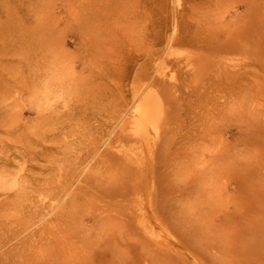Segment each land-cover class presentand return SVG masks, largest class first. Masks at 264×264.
Masks as SVG:
<instances>
[{"label": "rangeland", "instance_id": "374dc122", "mask_svg": "<svg viewBox=\"0 0 264 264\" xmlns=\"http://www.w3.org/2000/svg\"><path fill=\"white\" fill-rule=\"evenodd\" d=\"M123 4L0 0V264H264V0Z\"/></svg>", "mask_w": 264, "mask_h": 264}, {"label": "bare ground", "instance_id": "6f19581e", "mask_svg": "<svg viewBox=\"0 0 264 264\" xmlns=\"http://www.w3.org/2000/svg\"><path fill=\"white\" fill-rule=\"evenodd\" d=\"M79 21L80 32L82 39L86 32L91 34V38L94 34L98 33L101 29H106L107 33L117 34V29L114 26L121 19L122 14L125 11L124 0H79ZM131 8H132V0ZM116 27V26H115ZM177 41L185 43H202L206 41V38H199L193 36L190 31L182 32ZM82 46L84 42L82 41ZM159 117V104L155 97L150 95L145 98L138 109V117L135 131L136 138H142V133L147 135V131L150 127L156 125V121ZM141 132V133H140ZM140 135V136H139Z\"/></svg>", "mask_w": 264, "mask_h": 264}]
</instances>
